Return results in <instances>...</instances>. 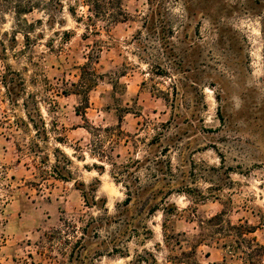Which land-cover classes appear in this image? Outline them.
Returning a JSON list of instances; mask_svg holds the SVG:
<instances>
[{"label":"rangeland","instance_id":"obj_1","mask_svg":"<svg viewBox=\"0 0 264 264\" xmlns=\"http://www.w3.org/2000/svg\"><path fill=\"white\" fill-rule=\"evenodd\" d=\"M82 4L63 0L51 25L47 12L35 10L27 16L35 23L29 36L19 32L13 9L0 5V39L15 43L7 62L26 83L13 105L1 84L6 62L0 59V264H69L67 245L57 239L52 243L49 236L66 228V219L78 220L87 210L99 213L85 205L77 185L82 181L99 180L97 196L107 199L111 215L123 210L118 222L99 236L91 233L87 242L90 249L108 250L102 244L106 235L121 232L128 240L122 243L124 255H103L96 264L222 261L224 250L205 236L207 224L202 225L222 210L233 223L255 226L250 236L264 243V0H161L155 6L160 15L149 27L143 26L148 0H128L129 20L89 39L83 37L85 24L70 11L73 6L85 13ZM87 63L95 82L87 93L88 107L79 115L76 109L86 101L77 92ZM33 97L46 122L57 121L59 131H51L48 142L36 137L35 127L22 124L27 121L24 102L31 106ZM173 99L175 107L169 103ZM167 120L171 126L153 150L168 147L163 168L169 161L173 176L161 175L156 187L170 180L176 184L167 203L177 209L164 213L161 205L147 216L160 202L159 193L142 216L153 232L147 234L137 217L148 194L128 210L120 206L126 189L111 176V165L104 173L94 168L99 162L89 154L93 136L86 126L121 125L127 135L113 155L123 162L137 151L144 154L145 147L136 149L132 140L137 132L141 138L152 134L142 130L146 121ZM32 140L49 154L48 169L55 148L63 150L73 160L75 179H42ZM77 146L83 151L76 152ZM136 226L141 236L130 234ZM139 255L144 256L140 263Z\"/></svg>","mask_w":264,"mask_h":264},{"label":"trees","instance_id":"obj_2","mask_svg":"<svg viewBox=\"0 0 264 264\" xmlns=\"http://www.w3.org/2000/svg\"><path fill=\"white\" fill-rule=\"evenodd\" d=\"M77 1V0H76ZM82 5L86 7V12L78 14L77 11L71 6V14L75 17L78 23L85 24V32L83 37L89 39L91 35H99L102 30H109L110 26L120 22L129 20V13L125 9L126 1L128 0H81ZM161 0H148L150 9L149 12L145 14L144 17V27H149L150 23L153 24L156 20V14L159 16L160 12L155 6ZM0 5L6 6L7 9H13L16 20L17 28L21 31L26 32L25 36H29L31 29L35 27L34 22H29L27 16L34 12L35 10H42L47 12L48 22L51 25L56 22L57 16L56 11L59 8H63V0H0ZM158 6V5H157ZM60 23V21H59ZM17 31L16 34L19 33ZM67 34V32H65ZM8 37V33H6ZM8 39H0V59L6 62L5 73L1 76V84H3L6 92L8 93L10 100L13 105L18 104L19 97L26 91L25 78H23L20 71L14 70L10 62H7L10 51H14L15 43H7ZM9 41V40H8ZM16 42V38L14 39ZM92 49V48H91ZM94 53L89 52L88 59L94 58ZM17 55V54H16ZM18 56V55H17ZM84 79L79 82L78 94H85L82 106L77 107V114L81 115L82 109L88 107L89 99L87 93L91 90L93 83L95 82V73L91 72L90 63L85 64L83 67ZM91 76H86V75ZM177 87V86H176ZM66 93V92H64ZM177 93V92H176ZM177 94L175 97L177 98ZM34 104L31 106L29 102H24L26 108L27 121L22 120V124L26 127L32 125L36 129V137L41 139L43 142L49 141V134L51 131H59L57 128V121L52 120L51 122H46L40 113L37 102H35L34 97L32 98ZM175 101H169L172 107H175ZM39 117L36 119V114ZM29 120V121H28ZM145 127L142 130L152 131L150 136H145L141 138V133L137 132L133 137V146L136 149L145 147L144 154L140 155V152H136L134 156H130L123 162H119L114 158L113 151L115 147L121 142L123 136L127 135L122 129L121 125L118 126H102V125H89L86 129L91 133L93 139L89 145V154L92 158L96 159L99 163L95 162L93 164L94 168L99 172L104 173L106 171V164L112 166L110 170L111 176L114 178L115 182L122 184L126 189V198L123 203L120 204L124 206V210H128L130 205L134 204L136 200L142 199L143 195L148 196L144 200V208L138 214L137 222L142 226L143 231L147 234H152V230L147 226L146 222H143V215L146 211L145 206L151 205L150 203L157 199L159 193H163L160 202L155 203L149 208L147 216H153L155 212L160 209L163 205L164 213H171L175 207L169 206L167 201L169 196L176 190V184L170 180L163 184L162 188L156 187V184L161 181V175L167 176L168 174L173 176L171 169V164L168 161L167 170H164L163 163L164 159L162 155H166L168 147H165L162 151H155L153 148L160 145L161 140L166 136V131L171 126V121L167 120L165 122H153L146 121L143 124ZM140 130V129H139ZM56 141L64 144V138L61 136L56 137ZM143 146H140V143ZM31 149L38 157L34 164L39 170V176L42 179L48 180L50 177L57 179H62L70 181L73 178V172L71 166L73 160L59 147H56L53 155L54 162L50 164L49 169L47 164L50 163V156L46 152H42L39 141H31ZM76 152H82L83 147L77 146L74 148ZM168 151V150H167ZM78 156L81 160H85L83 154ZM120 156V155H118ZM0 168H2L0 166ZM172 179V178H170ZM99 180L93 183L86 184L85 182H79L77 185L80 186L82 196L85 201V205L91 208H98L99 213L95 214L90 210H87L78 220H64L63 230L58 231L56 234H50L49 240L52 243H56V239L62 245H67L66 254L67 261L69 264H96L95 261L103 255H112L114 253H121L124 255V248H122V243L128 241L120 233H111L109 236L106 235L105 247L103 248L90 249L88 246V238L91 236H99V232L104 228H107L112 223L118 222L120 220V215H122L123 210H119V215H111L107 208V199L99 198L97 196ZM165 191L163 192V190ZM180 189V188H178ZM179 191V190H177ZM226 211L222 210L220 213L212 216L211 218L202 221V225L207 224L205 230L208 234L219 243V246L224 250V255L222 261L202 263L194 259L186 262L187 264H264V243L257 240L255 236H250L254 234L257 228L248 223H233L230 219H226ZM143 216V217H142ZM264 225V224H262ZM167 224L163 222L162 228L165 235L166 241L170 239L166 231ZM138 236H141V230L137 226L132 230ZM130 237V236H128ZM148 238V237H147ZM125 239V240H124ZM53 245V244H52ZM53 247V246H52ZM183 254H189L185 251ZM50 257H52L50 255ZM144 256L139 255L138 262L144 261ZM184 262V261H181Z\"/></svg>","mask_w":264,"mask_h":264}]
</instances>
